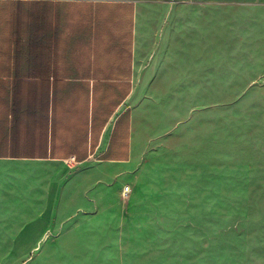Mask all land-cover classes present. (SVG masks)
<instances>
[{
  "label": "rangeland",
  "instance_id": "1",
  "mask_svg": "<svg viewBox=\"0 0 264 264\" xmlns=\"http://www.w3.org/2000/svg\"><path fill=\"white\" fill-rule=\"evenodd\" d=\"M139 1L132 158L0 165V264H264V0Z\"/></svg>",
  "mask_w": 264,
  "mask_h": 264
},
{
  "label": "crops",
  "instance_id": "2",
  "mask_svg": "<svg viewBox=\"0 0 264 264\" xmlns=\"http://www.w3.org/2000/svg\"><path fill=\"white\" fill-rule=\"evenodd\" d=\"M141 3L35 0L30 25L0 17V165L85 166L132 158L126 103L137 67ZM2 204L0 244L7 237ZM26 228L16 232L10 253L22 251Z\"/></svg>",
  "mask_w": 264,
  "mask_h": 264
},
{
  "label": "built area",
  "instance_id": "3",
  "mask_svg": "<svg viewBox=\"0 0 264 264\" xmlns=\"http://www.w3.org/2000/svg\"><path fill=\"white\" fill-rule=\"evenodd\" d=\"M129 193H130V187L129 186L124 187L122 190V194L128 195Z\"/></svg>",
  "mask_w": 264,
  "mask_h": 264
}]
</instances>
